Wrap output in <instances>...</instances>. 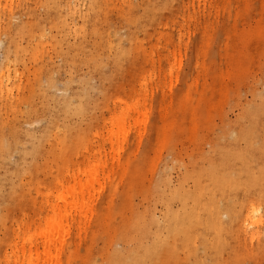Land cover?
I'll return each mask as SVG.
<instances>
[{
    "label": "rangeland",
    "instance_id": "1",
    "mask_svg": "<svg viewBox=\"0 0 264 264\" xmlns=\"http://www.w3.org/2000/svg\"><path fill=\"white\" fill-rule=\"evenodd\" d=\"M54 211L50 264H264V0H0V264Z\"/></svg>",
    "mask_w": 264,
    "mask_h": 264
},
{
    "label": "bare ground",
    "instance_id": "2",
    "mask_svg": "<svg viewBox=\"0 0 264 264\" xmlns=\"http://www.w3.org/2000/svg\"><path fill=\"white\" fill-rule=\"evenodd\" d=\"M91 14H88L86 18H84V21L80 25V29L82 27L88 29V26H94L96 20L94 19V16H89ZM94 15H112L111 13H105L100 14L98 11L94 13ZM113 21H111L112 23ZM122 22V21H121ZM39 23L36 25L33 24L31 27L26 29L27 36L30 35V33H34L37 29ZM122 25V23H121ZM87 35V32H84L80 35L79 41L75 42L73 46L69 47V52L73 55L78 53H85L84 49H86L87 46L83 44L85 41V37ZM96 38V37H95ZM100 47V45H97ZM100 55H103L100 53ZM3 75V74H2ZM117 122L122 121L120 118L116 119ZM114 138H117V134L113 131H111V140ZM97 166H91L88 170L85 171H79V174L83 173V176L85 177V180H79V176L75 174L70 175V181L72 182L71 185L69 183L64 186L62 182H57L58 185L61 188L60 195H59V201L63 203V210L65 211L63 214V220L67 218L70 213H68L67 209H76L75 212H81L83 209H86L87 204L85 203V196L90 192L93 182L95 181V176L97 177ZM67 174H69V171H67ZM69 186V187H68ZM53 209H57L59 212H61V208L59 206L53 207ZM53 212V215L50 218H47L45 220V226L42 230H40L38 233L30 234L27 237H24L21 239V246L18 247V244L15 243L13 246V256L15 257V261L20 260L19 253H21V256L23 257V262L21 260L20 264H50L51 261L54 258V254L56 252V246L57 244H60V239H58L59 230L62 225V220L60 219V215ZM255 210L251 209L250 213H254ZM79 214V213H78ZM36 235L41 240V250L37 249L36 246L34 247L32 241L36 237ZM25 247L26 252L28 253L27 257L24 256L25 254ZM42 262V263H40Z\"/></svg>",
    "mask_w": 264,
    "mask_h": 264
}]
</instances>
